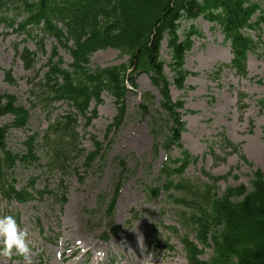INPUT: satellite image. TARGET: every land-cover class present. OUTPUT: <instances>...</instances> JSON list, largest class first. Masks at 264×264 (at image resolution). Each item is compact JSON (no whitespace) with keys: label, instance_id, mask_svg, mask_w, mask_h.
I'll return each mask as SVG.
<instances>
[{"label":"rangeland","instance_id":"1","mask_svg":"<svg viewBox=\"0 0 264 264\" xmlns=\"http://www.w3.org/2000/svg\"><path fill=\"white\" fill-rule=\"evenodd\" d=\"M196 26L203 34L196 39L193 49L187 54L185 68L192 74L186 81V87L178 90L171 87L172 98L185 102L182 111L187 130L183 134V144L195 157L197 164L190 166L187 176L196 183L207 178L202 171L216 177H225L219 182L221 189L243 184L250 187L252 175L256 170L264 171V55L259 51L249 54L247 78L237 76L232 69L225 68L216 75L220 65L230 64L231 47L224 42L219 29L199 19ZM188 26V24H186ZM252 36L257 39L253 32ZM264 39V26L261 32ZM25 37H19L5 25H0V93L17 99L13 113L0 118V125H9L13 121L21 122L22 127L13 129L8 136L9 148L14 152L26 150V144L34 134L47 131L50 122L68 112L69 107L56 104L52 114L42 107L32 108L30 101L31 82L36 83L37 74L41 75L47 57L55 49L54 40L45 42L46 55L38 54L35 71L25 69L23 61L15 52V44ZM20 46L36 52L35 39H28ZM167 43L163 46V57L170 63L166 54ZM58 52L66 65L72 63V56L63 48ZM127 57H121L119 51L107 49L99 51L91 58L92 68H108L124 64ZM11 72L15 80L9 84L4 72ZM166 72L173 77L169 67ZM137 89L126 95L127 118L117 134L107 137V126L117 115L114 99L105 95L98 106V116L89 127L85 121L78 120V134L82 142V152L74 155L67 168L48 170V153L37 144L40 161L34 166L18 168L16 179L19 186H24L31 178L37 179V189L48 187L51 195H46L33 203L21 205L16 202L6 203L0 200V215H13L21 228L28 231L31 246V264H188L185 252L175 235L167 227L178 225L177 212L165 204L164 199L149 203L146 186L159 174L165 159L163 150L154 153L155 140L149 127V115H142L138 106L146 93L155 96L150 107L151 115L159 110L160 95L155 86L145 75L136 78ZM244 94V108L239 105V96ZM96 104L92 103L91 110ZM20 115V118L16 116ZM222 136L239 147V152L231 153ZM93 137L104 142L106 155L92 161L88 154L94 152ZM220 157H227L225 162L216 163L210 149ZM177 155V153H176ZM242 156L246 157L245 162ZM91 165L88 167L87 159ZM127 164L123 171L120 161ZM229 174V175H228ZM121 182V192L117 201L115 222L111 226L105 218L108 202L116 183ZM55 194H58L55 196ZM64 195L66 202L61 204L58 197ZM60 200V198H59ZM176 214V215H175ZM137 221H133V217ZM41 223L42 233L38 223ZM133 221V225L130 223ZM70 225L65 229L66 225ZM72 236V237H71ZM72 240L64 243V239ZM79 238L93 242L89 255L70 256L73 242ZM97 244V246H95ZM172 246L174 250H169ZM102 251L99 258L96 253ZM211 250H204V258L211 257ZM13 251L11 257L0 255V264H27ZM115 262V263H114Z\"/></svg>","mask_w":264,"mask_h":264},{"label":"trees","instance_id":"2","mask_svg":"<svg viewBox=\"0 0 264 264\" xmlns=\"http://www.w3.org/2000/svg\"><path fill=\"white\" fill-rule=\"evenodd\" d=\"M0 13V22L19 26L21 33L27 32L29 26L38 28L43 35L55 38L73 56V64L66 69L56 48L48 62V91L43 98L35 93L41 85L38 87L32 82L33 106L44 104L49 108L54 102L64 101L86 117L90 102L101 103L102 94L107 92L115 98L118 107V115L107 129L110 134L118 131L124 122L128 79L136 86L134 73L150 75L162 96V112L152 118L155 151L162 147L167 159L157 185L147 187L149 199L165 194L176 207L187 210L178 216L181 226L188 230L180 241L189 264H264V172L253 173L250 188L239 185L225 190L218 185L223 178L204 173L208 184L195 185L186 177L187 169L197 162V158L182 144L185 123L178 111L184 108V102H174L171 98V84L164 71L166 62L161 54L162 43L166 40L174 84L179 90L184 89L185 81L191 75L184 68L185 55L193 46L192 38L201 36L192 23L203 17L219 26L233 48L232 68L246 76L247 55L255 53L260 46L264 53V41H256L248 32H261L264 0H0ZM20 18L22 20L17 22ZM185 23L190 25L186 27ZM108 48L128 56V64L92 69L89 64L93 54ZM20 56L28 69L33 67L35 54L24 50ZM6 79L10 84L14 83L10 72L6 73ZM151 102L152 97L145 94L140 105L142 114H149L147 103ZM15 106V98L0 93V117L13 113ZM75 126L76 119L72 114L68 115L51 124L42 138L43 146L50 152L52 170L65 167L69 158L80 151ZM12 127H22V123L15 121L0 126V194L7 200L26 203L33 199L29 189L34 191V184H31L34 180L19 190L12 171L17 164L38 161L34 155V142L38 138L31 139L25 155L15 154L7 145V135ZM224 141L234 152L238 151L225 138ZM94 145L96 152L91 154L92 161L103 151L102 143L94 140ZM175 149L179 157L172 156ZM211 154L215 161H226L212 150ZM120 189L119 185L115 187L109 204V218L113 217ZM189 231L199 244L212 248L209 261L202 259L204 253L191 239Z\"/></svg>","mask_w":264,"mask_h":264},{"label":"clouds","instance_id":"3","mask_svg":"<svg viewBox=\"0 0 264 264\" xmlns=\"http://www.w3.org/2000/svg\"><path fill=\"white\" fill-rule=\"evenodd\" d=\"M31 250L27 229L21 228L13 215H0V255L11 257L15 251L31 264ZM96 255L102 257L104 253L98 251Z\"/></svg>","mask_w":264,"mask_h":264},{"label":"bare ground","instance_id":"4","mask_svg":"<svg viewBox=\"0 0 264 264\" xmlns=\"http://www.w3.org/2000/svg\"><path fill=\"white\" fill-rule=\"evenodd\" d=\"M70 225H66L65 226V229L69 228ZM72 237V236H71ZM71 237L67 238V239H64V243L66 242H69L71 239ZM93 245V242L91 240H86L84 238H79L77 241L73 242V250H71V253H70V256L73 257L75 255H79V256H82L83 254L85 255H88L91 250L90 248L92 247ZM95 246H97V244H95ZM84 256V255H83ZM95 258H99V256L96 255ZM80 259H76V260H73V262H75V264H80ZM100 260V258H99ZM99 260H96V264L99 263Z\"/></svg>","mask_w":264,"mask_h":264}]
</instances>
